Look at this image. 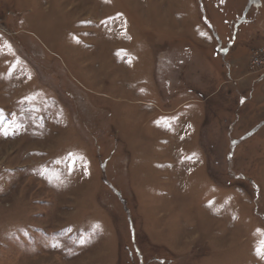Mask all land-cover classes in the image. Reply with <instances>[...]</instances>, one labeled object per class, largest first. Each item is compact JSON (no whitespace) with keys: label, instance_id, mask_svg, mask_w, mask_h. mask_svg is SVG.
<instances>
[{"label":"rangeland","instance_id":"1","mask_svg":"<svg viewBox=\"0 0 264 264\" xmlns=\"http://www.w3.org/2000/svg\"><path fill=\"white\" fill-rule=\"evenodd\" d=\"M264 0H0V264H264Z\"/></svg>","mask_w":264,"mask_h":264},{"label":"built area","instance_id":"2","mask_svg":"<svg viewBox=\"0 0 264 264\" xmlns=\"http://www.w3.org/2000/svg\"><path fill=\"white\" fill-rule=\"evenodd\" d=\"M262 68L264 70V44L257 48L252 56V67H258ZM2 167V164L0 162V169Z\"/></svg>","mask_w":264,"mask_h":264}]
</instances>
